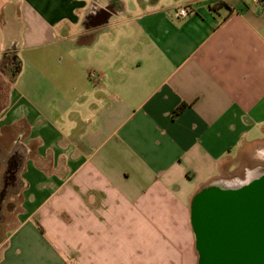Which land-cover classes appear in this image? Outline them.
Here are the masks:
<instances>
[{"label": "crops", "instance_id": "crops-1", "mask_svg": "<svg viewBox=\"0 0 264 264\" xmlns=\"http://www.w3.org/2000/svg\"><path fill=\"white\" fill-rule=\"evenodd\" d=\"M263 140L257 0H0V264H197L192 196Z\"/></svg>", "mask_w": 264, "mask_h": 264}, {"label": "water", "instance_id": "water-1", "mask_svg": "<svg viewBox=\"0 0 264 264\" xmlns=\"http://www.w3.org/2000/svg\"><path fill=\"white\" fill-rule=\"evenodd\" d=\"M190 224L197 264H264V168L240 185L201 186Z\"/></svg>", "mask_w": 264, "mask_h": 264}, {"label": "rangeland", "instance_id": "rangeland-1", "mask_svg": "<svg viewBox=\"0 0 264 264\" xmlns=\"http://www.w3.org/2000/svg\"><path fill=\"white\" fill-rule=\"evenodd\" d=\"M229 164L230 167L222 170L220 176L215 178V182L236 186L249 180L251 178L249 172L253 171L252 174H257L259 168H264V140L242 147ZM8 166L5 159L0 163V191L5 190L0 208V240L15 227L20 204L19 169Z\"/></svg>", "mask_w": 264, "mask_h": 264}, {"label": "built area", "instance_id": "built-area-1", "mask_svg": "<svg viewBox=\"0 0 264 264\" xmlns=\"http://www.w3.org/2000/svg\"><path fill=\"white\" fill-rule=\"evenodd\" d=\"M257 2H258L259 6H260V8H261L262 13L264 14V0H257ZM189 12H190V11H188L185 7H181V8H179V9L176 11L175 15H176L177 17H180V16L183 17V16L188 15Z\"/></svg>", "mask_w": 264, "mask_h": 264}, {"label": "trees", "instance_id": "trees-1", "mask_svg": "<svg viewBox=\"0 0 264 264\" xmlns=\"http://www.w3.org/2000/svg\"><path fill=\"white\" fill-rule=\"evenodd\" d=\"M16 66V65H15ZM15 66H14V70H15ZM186 107V103H182L180 106H178L175 110V113L178 114L180 113L184 108Z\"/></svg>", "mask_w": 264, "mask_h": 264}, {"label": "flooded vegetation", "instance_id": "flooded-vegetation-1", "mask_svg": "<svg viewBox=\"0 0 264 264\" xmlns=\"http://www.w3.org/2000/svg\"><path fill=\"white\" fill-rule=\"evenodd\" d=\"M260 169H262V168H259V170ZM4 193H5V190L0 191V208H1V201L3 199V196L5 195Z\"/></svg>", "mask_w": 264, "mask_h": 264}, {"label": "bare ground", "instance_id": "bare-ground-1", "mask_svg": "<svg viewBox=\"0 0 264 264\" xmlns=\"http://www.w3.org/2000/svg\"><path fill=\"white\" fill-rule=\"evenodd\" d=\"M253 172V171H252ZM252 172H249V177H251V176H253L254 175V173L252 174Z\"/></svg>", "mask_w": 264, "mask_h": 264}]
</instances>
